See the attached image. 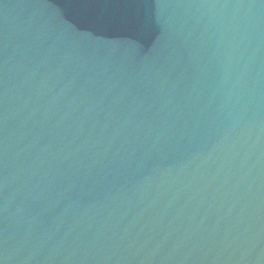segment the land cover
Here are the masks:
<instances>
[{
	"label": "water",
	"instance_id": "1",
	"mask_svg": "<svg viewBox=\"0 0 264 264\" xmlns=\"http://www.w3.org/2000/svg\"><path fill=\"white\" fill-rule=\"evenodd\" d=\"M0 264H264V0H0Z\"/></svg>",
	"mask_w": 264,
	"mask_h": 264
}]
</instances>
